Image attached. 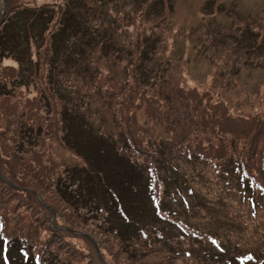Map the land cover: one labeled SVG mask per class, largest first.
Returning <instances> with one entry per match:
<instances>
[{"label":"rangeland","instance_id":"rangeland-1","mask_svg":"<svg viewBox=\"0 0 264 264\" xmlns=\"http://www.w3.org/2000/svg\"><path fill=\"white\" fill-rule=\"evenodd\" d=\"M65 1L7 2L11 22L8 32L18 41L13 47L9 42L0 43V84H4L7 92L0 94V137L8 142L7 145L18 139L20 125L42 133L58 131L59 135L62 132L66 135L70 129V150L86 161V155L80 151L91 150L85 147V140L92 142V139L83 126L75 127L73 122L67 121L73 112L86 118L99 134L107 136L114 151L122 152L126 138L131 140L130 135H133L143 140L144 145L151 148L150 154L157 157L155 143L169 144L166 141L171 138L189 133L198 135L199 126L212 125L227 131L228 135L220 131L200 135L211 150L219 143V137L225 135V142L230 138L225 122L236 124L244 118L264 119V50L252 51L253 47H248L249 43L256 45L264 37V0H158V4L152 3L153 0H148L149 4L145 0H81V8L85 11H74L79 4L70 0L66 4L67 10L58 9L57 4L62 5ZM3 2L0 0V18ZM29 5L31 8L42 7L43 11L39 9L41 15L33 25H30V19L34 17L26 13L29 20L25 29H21L16 19L24 17L25 13L13 14L11 11L25 6L30 8ZM49 5L57 10L49 9ZM40 31L43 32L41 35ZM73 31L80 33L82 38H73ZM65 34L71 45L78 49L70 48ZM60 35L61 42L56 43ZM28 37L33 61L26 52ZM6 46L10 48L9 54L5 51ZM261 126V123L257 125ZM248 142L240 144L239 148ZM4 147L0 140L1 174L20 193L25 188H32L40 194L29 203L36 206L34 210L29 209L27 203L16 205L14 212L2 209L4 220L7 216L12 217L17 232L18 226L25 227L24 221L33 220L29 223L41 226L42 243L55 241L71 264H228L225 261L237 253L264 258V193L258 190L255 198H246V190L242 186L240 191L236 176L232 185L225 176L221 178L216 174L219 166L212 165L208 173L196 175L191 173L195 168L176 159L191 178L187 182L188 188L199 198L186 196L179 184H171L170 179L166 191V195L170 192L168 198L193 199L196 205L190 209L175 207L174 203L164 199L165 207L177 211L198 233L217 237L232 254L226 255L223 261L213 262L205 258V251L209 249L201 242V236L200 241L190 243L187 239L181 244L183 250L194 254L190 258L186 251L172 255L158 241L150 249L134 250L127 245L129 241L122 239V242L116 232L107 231L106 226L96 220L104 216V212L98 210L99 205L94 203L96 198H86L87 206L80 207L79 214H86L90 219L84 221L68 207L77 198L65 200L59 197V182L53 178L56 174L46 170L51 177H40L43 169L52 167L53 151L48 144L32 145L31 168L24 170L7 169L5 162L11 148ZM181 147L174 145L173 151L179 153ZM71 151L60 145L55 149V156L70 164L75 157ZM94 151L87 167L91 171L100 169L103 175L104 164L100 157H95ZM185 151L189 154L187 147ZM132 159L138 164L155 161L159 166L156 159L139 152L134 151ZM254 159L257 164L251 167L253 180L264 186V157ZM16 166L21 168L19 163ZM114 169L111 163L108 172L112 173ZM113 176L116 188L126 185L122 183L127 179L122 172ZM29 178L35 180V185H28ZM89 180L81 181L86 184ZM95 182L99 185L97 180ZM160 186H157L158 192L164 196L163 183ZM2 188L0 178V194L4 192ZM123 190L137 210L135 192ZM251 199H257L259 205H253ZM40 201L47 206L46 210ZM48 209L55 211V215ZM124 209L131 221L139 219L140 214L135 215L133 209L125 206ZM43 210L49 215L45 216ZM232 215L241 224V230H236L225 220ZM142 219L141 223L152 232L148 241L154 242L156 224L145 212ZM26 237L31 240L32 236ZM138 252L143 255L135 258Z\"/></svg>","mask_w":264,"mask_h":264},{"label":"trees","instance_id":"trees-1","mask_svg":"<svg viewBox=\"0 0 264 264\" xmlns=\"http://www.w3.org/2000/svg\"><path fill=\"white\" fill-rule=\"evenodd\" d=\"M68 1L70 0L63 2L62 5L57 4L58 9L60 8V10H63V8H65V10H67L68 5L66 6V4ZM73 1L79 4L78 8L74 9V11H85L84 7L81 8V0ZM145 1L149 4L148 0ZM100 2L101 4H103L102 1ZM152 3L158 4V0H153ZM39 9L43 11L42 7L34 6L32 8H27L25 6L24 8L20 7L19 9H14L11 11V13H25L24 17L16 19L17 26H19V28L21 29H25V26H27V22L29 20L27 14L30 13V15L34 17L33 19H30V25H33L41 15ZM49 9L57 10V8L52 5H49ZM8 15L9 11H7V15L5 18L3 17V15L0 18V33H2L0 36V43L2 42L6 44L9 42V44L13 47L15 45H18V41L16 38L12 37V33L8 32V27L11 26V22H9L8 19L10 18V16L8 17ZM47 15L48 14H45V16ZM74 15H76V13H74ZM44 29L45 25L43 31ZM74 32L76 31L72 32L73 38H82V35L80 36V33L74 34ZM42 33L40 31L39 35H41ZM23 34L24 32L21 33V35ZM53 35L54 33L52 34L51 38H53ZM61 36L62 35L56 38V43L61 42ZM65 40L71 49H78L71 45L68 35L66 34ZM26 41V52L30 53L28 57L30 61H33L31 55L32 53L28 45L29 37L26 38ZM250 46L253 47L251 48L252 51L264 50V37H262V39L257 42L256 45L255 42L249 43L248 47L250 48ZM5 51L8 52L7 54H9L10 48L6 46ZM60 92L66 94L69 93L67 92V90H65L64 92ZM2 93L7 94L4 84H0V94ZM67 121H70L71 123L73 122L75 124V127L83 126L84 131H86V133L88 132V136L92 139V142H88V140H85V147H88L91 150H87L86 153L80 151V153L86 155V161L81 160L76 153L70 150V144L72 143V141L69 142L68 132L70 129L66 131V135L62 132V130H60L62 132V135H59L58 131L55 132L52 130L51 133H42L41 131L38 132L37 130L27 129L25 127L22 128L20 125L18 139L11 145H7L8 142L0 137L1 142L5 144L4 148H11L9 149V157L5 162L7 169H30L32 163L30 159H32V157L29 154L31 153L30 148H32V145L44 146L48 144V148H51L50 150L53 151V160L51 161L52 167L43 169L40 173V177H51L50 174L45 173L46 170H51L52 172H54L56 175H54L53 178H57L59 182V197L65 198V200H68L70 198H77L76 202H72V205H69L66 202L65 203L69 205V208L75 210V212L77 213L76 217L84 221H90L89 216H87L86 214H79V210H81V208L83 209L84 206H87L84 200H86V198H96L94 203H97L99 205V209H97L104 212V216H100L96 220L101 224V226H106L105 228H107V231L111 233L116 232V234L120 236L121 241L122 239L126 242L129 241L130 244L127 245L129 247H133L136 251H138V249H141L140 251H142L143 249H150L154 247L153 240L148 241V239L152 237V232L147 229V226L145 224L141 223L143 220L142 214L143 212H145L147 218L157 226L154 234L156 233L157 235L160 230L162 231V237L157 236V239H159L158 242L162 243L165 250L170 251L172 255L181 254L179 252H174L170 249H167L168 245L173 243V240L175 238H178V236H174V233L176 232V234H179V231L174 224H171L170 222H163L156 215V210L151 201L153 200L151 197H153L154 195L152 193L150 184V181H152V185L154 186L157 184V177L155 175L158 174V178H161L164 181L165 201L170 202V204L174 203L175 207H182V202H180L178 198H168L170 192L167 193L168 196L166 195V191L168 190L167 186L170 185V179L171 184H179L178 186L185 191L184 193H187L189 189V184H187V182L188 179H190L191 181V178L188 177V174H186V172L182 170L184 169V165H181V163L179 165L176 159L195 168V171L191 173L196 175H200L203 172L208 173L209 169L212 168V165L216 168H218L219 166L220 169L215 170L217 175L220 174L219 177L223 178V176H225L227 182L232 183L233 185L234 182H236V176L240 184L239 188L241 187V192L242 186H244L246 190L244 192H248L249 194L254 193L250 184L251 182H253L255 185V183L257 182L253 180L255 176L251 173V167L253 168L257 164V161L254 159L255 157H264V119L262 118H244L243 121L236 124L235 122L231 121L225 122L224 126H226L230 131V138L225 142L223 139L225 135L222 138L219 137V143L211 150H209V146L203 143L200 135L209 133L214 134V132L216 131H220L222 134L228 135L227 131L225 129H216L214 127H211L212 125L199 126L198 135H196V133H189L179 138H171L170 140L166 141L169 144H165V142H163V144L155 143L154 152L156 155H158L157 157H153L150 154L149 151L151 150V148L148 149L147 146L144 145L143 140H141L139 137L130 135L131 140H127L124 135V138H126V142L123 144L125 147L122 148V152H119L118 150L114 151L112 147V141L109 140L107 136L99 134L95 126H92L91 123L83 116H79L71 112L68 115ZM260 123L262 124V126L257 127V125ZM93 141L95 142V144H93ZM247 141H249L248 144H246L242 148H239L240 144H245ZM60 145L61 147L63 145V147L66 148L67 151H71V153L73 152V154L75 155L73 161L70 163L71 165L64 161L62 162L55 156V149ZM174 145L182 146L179 153L173 151ZM186 147L189 154L185 151ZM93 150H95L94 152L97 154L95 155V157H100L101 161L104 164V170L102 172L103 175L100 174V169L97 171H91L87 167V164L92 157L91 153ZM134 151L150 156L152 159H156L159 166L154 165L157 164L155 161H145V164H138L137 162H135L136 160L132 159V153ZM204 151H206V153ZM5 154H7V152ZM17 163L21 165V168H18L16 166ZM111 163L115 169L112 173H109L108 167ZM2 164L3 161L1 154L0 171ZM150 164L152 165L150 166ZM149 170H151L154 174V178H152V180L149 176ZM119 172H122L123 177L127 178L122 181V183H125L126 185H122L119 188H116V178L113 175ZM17 175L18 174H16V176ZM0 178H2L3 180L2 190L4 191L0 194V223L3 225V229H6L5 235L2 236V239H0V264H71V261H67L66 257H64L61 248L55 241L51 240L42 243L41 226H35L33 225V223H29L33 220L24 221L23 224L25 225V227L18 226V232L15 230L16 226L12 225V217L7 216V219L4 220V217L1 213L2 209H4L6 212L7 210H9V212H14V209L16 210V205H18L19 207V205L24 206L27 203V207L34 210L36 209V207L29 203H32V198H37L36 196H39L40 194L32 188H25L26 191L23 190V192L20 193L19 190L14 187L13 183L5 178V176H3L1 172ZM86 178L90 180L85 184L84 181L81 180H84ZM95 180H97L100 186L95 182ZM29 181L30 184L28 185H35V180L29 178ZM123 189H128L131 192H135V196L138 200L137 210L133 208V206H131L129 198H125L127 197V195L123 192ZM226 189L230 188L226 186ZM233 190L235 189L233 188ZM190 198H199V196H190ZM192 200L193 199H190V201ZM123 205L125 206V208L128 207L130 210L133 209L135 215L140 214L139 219L130 221V217L129 215H127L126 217L128 219L123 220L120 216L119 210V207H124ZM189 205L191 208H193L196 203L190 202ZM170 212L174 216L179 214L175 210ZM64 219H66L65 215ZM225 220L232 224V226L236 230H241V224H238L239 221L236 220L233 215L232 217H228ZM168 230L170 231L172 237L168 236L165 238V234ZM58 233L60 232L58 231ZM26 235H31V240L27 239ZM63 237L65 238V236ZM25 239L27 240V242H25ZM174 241H179V238ZM140 245H142V247H139ZM223 250L226 251L225 254H221L215 249H209V253L208 251H205L207 252V256H205V258H208L209 261L213 262H217L218 260L223 261L225 256L229 254V252L224 247ZM2 251H4L7 255V257H4V261L2 260ZM98 254V256H101L100 253ZM142 255L143 253L138 252V255L134 257L140 258L142 257ZM215 258H217L216 261ZM229 260H231L229 261L231 264L236 263L233 257Z\"/></svg>","mask_w":264,"mask_h":264}]
</instances>
